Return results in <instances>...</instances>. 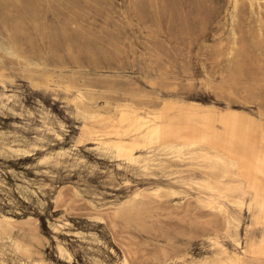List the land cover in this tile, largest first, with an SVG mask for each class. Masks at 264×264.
<instances>
[{"label": "rangeland", "instance_id": "1", "mask_svg": "<svg viewBox=\"0 0 264 264\" xmlns=\"http://www.w3.org/2000/svg\"><path fill=\"white\" fill-rule=\"evenodd\" d=\"M195 103L198 128L228 108L264 125V0H0V264H264L251 188L212 193L199 161L155 146L130 162L85 128L128 104L182 122Z\"/></svg>", "mask_w": 264, "mask_h": 264}, {"label": "bare ground", "instance_id": "2", "mask_svg": "<svg viewBox=\"0 0 264 264\" xmlns=\"http://www.w3.org/2000/svg\"><path fill=\"white\" fill-rule=\"evenodd\" d=\"M234 7H237L236 3ZM200 107L198 103L191 104L183 113L184 120L178 122L175 117L168 114L169 112L167 113V108L141 111L128 104L119 107L116 117L94 115L92 122L85 124V128L89 133L97 136L101 145L112 148L117 156L130 162L137 161L138 150L152 149L155 146L170 149L176 157L188 156L199 161L208 172V177L199 185L215 194H220L221 191L229 188L224 181L227 177L237 178L238 186H247L262 197L259 205L264 219L263 122L243 110L228 108L218 113L209 111L201 121L202 127L198 128L195 121ZM9 148L14 151L20 150L13 146ZM154 164L155 160L152 157L144 160L145 167ZM207 202V205L213 207L217 203V209L224 212L228 219L233 217L225 202L218 201L215 197ZM235 203L243 206L245 201L241 197ZM10 227H13V218L3 214L0 217V232ZM237 244L241 246V241L238 240ZM262 245L260 253L264 254V244ZM60 252L67 257L71 254L64 247H60ZM242 262L243 259L237 255L213 264ZM123 264H129L126 254Z\"/></svg>", "mask_w": 264, "mask_h": 264}]
</instances>
